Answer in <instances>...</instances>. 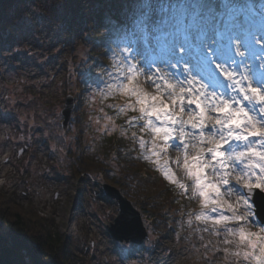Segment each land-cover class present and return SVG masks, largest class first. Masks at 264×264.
Wrapping results in <instances>:
<instances>
[{
	"label": "rangeland",
	"instance_id": "obj_1",
	"mask_svg": "<svg viewBox=\"0 0 264 264\" xmlns=\"http://www.w3.org/2000/svg\"><path fill=\"white\" fill-rule=\"evenodd\" d=\"M120 1L126 8L123 15L128 12L124 15L125 33L134 16L132 7L135 3L138 5V0ZM200 1L163 0L174 6L177 17L192 14L194 10L200 11ZM210 1L206 5L213 7V15L218 16L221 11L224 27L231 28L235 22L236 27L247 34L259 35L264 32V0H220L221 7L220 2ZM64 5L65 0H28L25 15L31 25L28 30L29 43L23 46L15 43L0 48V189L18 207L32 210L36 218L54 221L58 230L67 235L71 242L78 264H256L252 257L245 259L243 252L254 251L255 255H259V242L257 248L252 250L247 240L240 244L238 236H228L224 226L214 228L210 223L189 218V214L185 230L180 232L171 228L162 235L154 233L151 221L124 187L103 177H95V174L81 173L76 176L69 169L70 152L76 148L79 136L87 150L93 151L98 132L103 133L104 129L113 131L116 125L95 114L101 110L104 111L103 119L109 117L104 116V107L114 108L112 97L106 95L113 83L107 82L100 88H92L88 94L90 98L82 100L74 82L77 81V75L68 72L67 63L71 61L72 52L46 13L52 6L63 9ZM247 61L249 65L253 62H258L257 66L264 64V60L258 57L254 61ZM139 79L148 92H154L145 77ZM104 86L107 90H103ZM218 91L225 92V89ZM227 91L230 95H236L230 89ZM68 94L74 95L76 107L69 128L65 130L61 111ZM113 94L112 91L110 95ZM120 101H124L125 106L126 96L121 95ZM259 107L257 105L253 115H259ZM81 113L85 118L79 117ZM87 125L91 126L92 132H89ZM178 143V140L170 141L167 151L162 154L168 156L169 167L176 177L190 185L186 206H196L199 197L193 196V181L186 177L182 168V150L172 146ZM177 158L181 165L175 163ZM104 182L120 189L142 211L148 229V236L142 243L148 247V251L143 257H124L123 252L132 249L131 242L118 241L112 237L107 225L114 221L119 206L116 200L103 193ZM160 183L163 184L162 181ZM237 187L239 193H224V198L244 220L231 222L227 227L234 230L243 227L246 232L259 233L264 237V223L257 218L254 205V214L250 215L241 202L244 198L242 194L247 189L242 184ZM226 215H231V212ZM205 228L208 230L205 231ZM2 230L7 232L8 229ZM225 238L232 243H224ZM236 251L241 252V255L231 254Z\"/></svg>",
	"mask_w": 264,
	"mask_h": 264
},
{
	"label": "snow or ice",
	"instance_id": "obj_2",
	"mask_svg": "<svg viewBox=\"0 0 264 264\" xmlns=\"http://www.w3.org/2000/svg\"><path fill=\"white\" fill-rule=\"evenodd\" d=\"M199 7L200 11L177 17L174 6L163 0H138L137 13L117 41L109 94L116 91L128 97L119 111L138 112L130 126L143 121L140 130L152 136L151 154L144 159L156 157L165 179L187 194L190 185L176 177L167 160L160 163L169 142L179 141L172 146L182 150V168L193 181V196L199 197L201 211L195 220L224 226L228 236H238L240 244L247 240L252 250L259 242V255L244 251L243 257L264 264V237L243 227H227L244 217L224 198V193H239L237 186L242 184L247 192L241 202L249 214H254L258 201L264 210V64L246 63L257 57L264 60V32L245 34L235 22L226 28L223 14L213 15L211 5ZM142 76L154 92L140 84ZM229 89L236 95L228 94ZM257 105L259 115H253ZM144 146L141 138L140 147ZM175 163L181 165L180 159ZM225 207L231 215L220 211ZM224 243L232 241L225 238Z\"/></svg>",
	"mask_w": 264,
	"mask_h": 264
},
{
	"label": "trees",
	"instance_id": "obj_3",
	"mask_svg": "<svg viewBox=\"0 0 264 264\" xmlns=\"http://www.w3.org/2000/svg\"><path fill=\"white\" fill-rule=\"evenodd\" d=\"M27 2L0 0V48L29 43L31 25L25 15ZM133 6L132 11L136 14L138 5L135 3ZM125 10L120 0H65L63 9L52 6L46 10L51 23L57 26L59 36L69 44L72 54L67 68L69 74L77 75L74 82L82 100L90 98L88 94L92 88H100L107 82L114 83L115 77L110 73L116 71L113 65L117 57L114 53L119 52L117 41L124 34V15L128 13L123 15ZM113 92V95L106 94L114 101V108L104 107V116L109 117L103 119L104 111L101 110L95 114L104 121L114 123L115 128L113 131L104 129L103 133L98 132L93 151L87 150L79 136L76 148L70 152L69 169L76 176L81 173L95 174V177H103L124 187L151 221L154 233L162 235L171 228L180 232L185 230L187 215L193 219L201 211L200 204L186 206L187 194L165 179L154 162L156 158L144 159L151 154V133L140 130L139 125L143 121L130 126V118L138 117L139 113H121L119 109L124 107V101H120L119 92ZM87 127L92 132L91 126ZM141 138L145 141L144 148L140 147ZM165 160L168 161V156L161 153V165ZM9 199L0 189V238L3 239L0 243V264H78L71 242L58 230L54 221L36 218L32 210L18 207ZM220 211L224 214L229 212L227 207ZM3 228H7V232ZM131 245L132 249L123 252L126 258L143 257L148 251L145 244Z\"/></svg>",
	"mask_w": 264,
	"mask_h": 264
},
{
	"label": "water",
	"instance_id": "obj_4",
	"mask_svg": "<svg viewBox=\"0 0 264 264\" xmlns=\"http://www.w3.org/2000/svg\"><path fill=\"white\" fill-rule=\"evenodd\" d=\"M76 107L75 97L68 94L65 106L62 109V127L67 130L70 125L71 117ZM103 193L117 201L119 211L114 221L110 222L107 227L115 240L133 242L141 245L148 236V229L145 225L142 211L134 204V202L126 196L120 189L109 182L102 183ZM97 192H99L97 190ZM259 204V201H258ZM257 206V214L264 222V210H260Z\"/></svg>",
	"mask_w": 264,
	"mask_h": 264
},
{
	"label": "bare ground",
	"instance_id": "obj_5",
	"mask_svg": "<svg viewBox=\"0 0 264 264\" xmlns=\"http://www.w3.org/2000/svg\"><path fill=\"white\" fill-rule=\"evenodd\" d=\"M247 63H248V61H247ZM256 64H258V62H256ZM232 143V142H231ZM232 144H234V143H232ZM227 147V146H226Z\"/></svg>",
	"mask_w": 264,
	"mask_h": 264
}]
</instances>
